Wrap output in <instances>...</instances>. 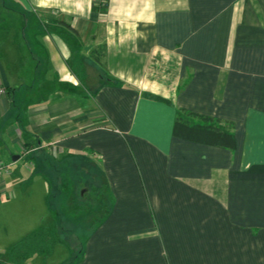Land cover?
Returning a JSON list of instances; mask_svg holds the SVG:
<instances>
[{"label": "crops", "instance_id": "1", "mask_svg": "<svg viewBox=\"0 0 264 264\" xmlns=\"http://www.w3.org/2000/svg\"><path fill=\"white\" fill-rule=\"evenodd\" d=\"M12 1L21 9L0 15L12 233L41 203L54 220V150L96 160L109 193L70 264H264V0ZM181 108L218 119L235 146L175 134ZM13 241L0 228V256Z\"/></svg>", "mask_w": 264, "mask_h": 264}, {"label": "rangeland", "instance_id": "2", "mask_svg": "<svg viewBox=\"0 0 264 264\" xmlns=\"http://www.w3.org/2000/svg\"><path fill=\"white\" fill-rule=\"evenodd\" d=\"M19 9H21L20 6L12 0H0V15L2 12L8 13L9 11L13 14L15 10ZM17 17L19 16L12 15L7 23ZM0 23L2 22L0 21ZM48 163L54 167L53 170H50L49 175H46L50 184L48 193L49 215L53 216L54 220H48V212L41 203L37 208V219L33 223H27L20 232L12 233L17 223L13 218L7 219L5 207L2 206L0 228L1 232L7 234V239L13 238L14 241L10 244L12 245L25 242L28 239L25 237L29 234H26V231L29 230L31 234L33 231L43 228V225L48 226L49 231L54 233L56 246L55 251L46 259L44 264H70L77 260L87 237L95 224L105 214L109 203V193L102 182V176L99 172L100 166L96 160L84 158V156L77 159H61L60 154L53 150L48 155ZM42 171L44 172V170ZM35 186L36 188L29 195V198L39 202L43 190L41 186ZM10 211L13 213V209ZM26 251L27 249L20 247L18 251L20 261L23 259L22 255L27 254ZM36 256L28 258L21 264H41V258ZM0 257V264H5L2 261L4 258L8 261L10 259L8 253ZM8 261L7 264H11Z\"/></svg>", "mask_w": 264, "mask_h": 264}, {"label": "trees", "instance_id": "3", "mask_svg": "<svg viewBox=\"0 0 264 264\" xmlns=\"http://www.w3.org/2000/svg\"><path fill=\"white\" fill-rule=\"evenodd\" d=\"M199 118L197 121L192 120L191 117ZM193 121V122H192ZM218 119H214L205 115H197L192 111H186L185 109H179L178 116L174 125V133L183 136L185 138L210 142L213 144L225 145L234 147L236 139L233 131L223 130L218 124ZM25 242L10 245L9 251V263L21 264L34 254L41 252L44 249H49L53 245L52 237L47 228L43 227L29 233L25 239ZM18 246V247H17ZM27 249V254L22 255L23 259L20 261L18 258V251L20 247ZM14 263H13V262ZM20 261V262H19Z\"/></svg>", "mask_w": 264, "mask_h": 264}, {"label": "built area", "instance_id": "4", "mask_svg": "<svg viewBox=\"0 0 264 264\" xmlns=\"http://www.w3.org/2000/svg\"><path fill=\"white\" fill-rule=\"evenodd\" d=\"M100 3L102 5H105L106 0H101ZM6 93V87L2 84H0V94ZM4 165L0 163V175L3 173Z\"/></svg>", "mask_w": 264, "mask_h": 264}]
</instances>
